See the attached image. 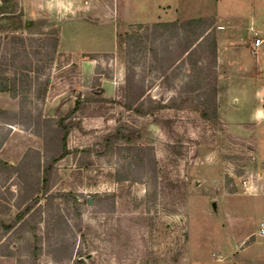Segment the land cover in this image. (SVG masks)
Here are the masks:
<instances>
[{"label": "rangeland", "instance_id": "rangeland-1", "mask_svg": "<svg viewBox=\"0 0 264 264\" xmlns=\"http://www.w3.org/2000/svg\"><path fill=\"white\" fill-rule=\"evenodd\" d=\"M1 1L0 67L5 57L7 75L28 79L18 78L16 95L0 92V110L9 111V122L0 120V216L11 223L36 202L11 230L0 228V264H264V124L250 121L254 83L231 91L240 108L232 116L245 123L232 127L247 136L240 139L219 110L218 122L202 117L197 92H187L188 63L167 71L179 54L177 32L154 22L138 28L144 1ZM178 1L175 20L180 9L181 20L242 14L227 26L237 36L252 16L264 26V0ZM160 8L172 17L171 5ZM37 19L45 22L34 33L19 29V21ZM51 29L59 35L55 53L40 44ZM136 31L146 49L133 46L128 55L126 34ZM16 33L24 45L12 41ZM128 79L131 98L143 88L154 100L149 114L126 106ZM39 86H47L43 100L34 94ZM60 122L69 125L71 152L54 164L49 189L36 192Z\"/></svg>", "mask_w": 264, "mask_h": 264}, {"label": "trees", "instance_id": "trees-1", "mask_svg": "<svg viewBox=\"0 0 264 264\" xmlns=\"http://www.w3.org/2000/svg\"><path fill=\"white\" fill-rule=\"evenodd\" d=\"M20 22L19 29L26 30L30 33H34V31L43 25L45 22L44 19H37L32 21H26L25 23H22V20ZM215 23V19L213 17H198V18H191L186 20H175V21H161V22H154L152 23V27L155 29H163V30H169V29H175L176 30V39L178 40V57L177 59L173 60L171 64L168 65V70L172 69L173 67L180 66L181 63H188L191 67L190 73H188L187 77L191 78L194 77L193 83L194 86L191 88V90H187V92H197L196 98L199 101V105L197 108L199 109L202 117L206 119H211L214 122L219 121V115H218V104H217V93H218V73L216 71V67L218 66L217 61V37L215 32H213V25ZM138 28H146L149 29V24L145 23H138ZM18 32V30H16ZM42 34L40 36L41 40V46L49 44L51 45V52L55 53L58 49L59 44V35L58 31L56 29H51L47 33H40ZM148 36V35H147ZM158 36V35H156ZM157 37H154L152 39V42L155 43ZM12 41L16 43L17 45L25 43V37L22 34H13L11 37ZM125 43L127 46L126 53L129 55L131 54V51H133L131 48L134 47H144L146 49V45L143 43L142 35L138 31L134 33H127ZM15 49L17 47H14ZM165 52L168 51L169 54L170 51L168 50V47L166 46ZM152 53L156 56L157 55V49L156 47L151 48ZM22 53V52H21ZM25 56L28 58L27 51H24ZM23 53V54H24ZM17 55H19V52L13 55V60L17 59ZM198 55V56H197ZM209 56L210 63L207 65H203L201 63V59H205ZM193 56L198 57V61L193 60ZM2 66L0 67V92L2 91H8L11 92L13 95L17 94L18 90V78H26L28 79L27 73H20L19 77H17L16 74L13 76L7 75V68H9L8 60L5 59V57L2 60ZM29 64L23 65L21 67V70H26L28 68H31V60H29ZM29 66V67H28ZM24 72V71H23ZM22 74V76H21ZM212 75V78L210 80V77ZM36 80H39V76L36 77ZM188 82V81H187ZM127 87L125 88V95H126V106L129 109H134L138 114L145 115L149 114L151 112L150 105L154 102V100L148 95H145V92L143 88L137 89L132 95H130V83L131 80L128 79L127 81ZM47 92V86H39L34 92L35 96L40 99H44ZM180 92V90H179ZM184 91H181V93ZM180 96V95H179ZM183 98V97H182ZM172 100V99H170ZM174 100V99H173ZM172 100V101H173ZM148 103V104H147ZM79 100L76 101L75 109L79 107ZM177 107H181L180 103H175ZM9 113L8 110H0V120H3V122H9V120L4 117L7 116ZM14 116H17V113H11ZM49 120V119H46ZM55 132V155H53L52 159L47 161L46 165L44 166L42 170V174L37 177V181L39 184H42L41 186H38L36 189V192L40 191H47L49 189V181L51 176V171L53 169L54 164L66 156L71 151L67 147V137L69 133V125H64L63 122H60L57 124V128L52 130ZM125 131H122V129H119V134H123ZM124 136V135H123ZM155 160L152 157L151 163L154 166ZM0 163L2 161L0 160ZM40 164V163H39ZM40 167V166H39ZM9 170H17L18 167L16 166H10L8 167ZM36 200H34V203ZM34 203H28L26 207L23 209L21 213L18 214V216L15 218V220L11 223H7L4 219L0 216V228H5L6 231L11 230L13 226L23 219L32 209ZM25 222V221H24ZM23 224V223H22ZM74 264H83V260L80 258L76 261H74Z\"/></svg>", "mask_w": 264, "mask_h": 264}, {"label": "crops", "instance_id": "crops-1", "mask_svg": "<svg viewBox=\"0 0 264 264\" xmlns=\"http://www.w3.org/2000/svg\"><path fill=\"white\" fill-rule=\"evenodd\" d=\"M141 1L145 2L146 0ZM144 2L141 5L142 11L138 16V19H136L138 22L149 23L159 20L169 21L179 19L178 0H147L145 3ZM161 4L167 6L171 5L174 10L171 13V18L164 19L163 14L159 13L161 9L163 12L166 11L165 9L160 8ZM168 10L170 12L171 9L169 8ZM211 15H215L218 25H220L219 23L222 21L225 23V26L218 27L217 31V61L218 68H220L219 70L222 69V73L218 76L217 84L218 110L222 121L229 127L230 132L237 138L245 139L247 138L246 135L241 136L232 128L235 124L245 123L237 121V118L232 116V114H236L240 108H238L237 105L232 106L230 96L232 89L236 85L243 87L250 82L254 83V106L250 113V121L255 126L264 124V44L257 51H254L252 48L253 40L251 39L249 31L251 26H256L258 28H264V26L257 25L256 20H254L252 16L246 33L237 36L233 30H227V26L229 25V28H233L234 21L242 18L244 19L242 14L236 16L230 13L224 14L221 12H215L204 16ZM183 18L184 16L181 14L180 9V20ZM236 103H238V100H236ZM259 233L262 234L261 229H259Z\"/></svg>", "mask_w": 264, "mask_h": 264}, {"label": "built area", "instance_id": "built-area-1", "mask_svg": "<svg viewBox=\"0 0 264 264\" xmlns=\"http://www.w3.org/2000/svg\"><path fill=\"white\" fill-rule=\"evenodd\" d=\"M253 31V42H252V48L254 51H257L263 44H264V36L260 35V32L258 29H256L254 26L251 27ZM263 229L261 230L262 233H264V223H262Z\"/></svg>", "mask_w": 264, "mask_h": 264}, {"label": "water", "instance_id": "water-1", "mask_svg": "<svg viewBox=\"0 0 264 264\" xmlns=\"http://www.w3.org/2000/svg\"><path fill=\"white\" fill-rule=\"evenodd\" d=\"M1 5H2V1L0 0V6H1ZM88 201H89V203L91 204V203H92V198L89 197ZM214 205H215V203H214Z\"/></svg>", "mask_w": 264, "mask_h": 264}]
</instances>
